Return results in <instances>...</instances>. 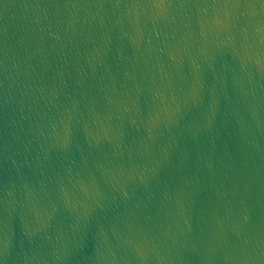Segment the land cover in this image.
Masks as SVG:
<instances>
[{
  "label": "water",
  "instance_id": "water-1",
  "mask_svg": "<svg viewBox=\"0 0 264 264\" xmlns=\"http://www.w3.org/2000/svg\"><path fill=\"white\" fill-rule=\"evenodd\" d=\"M0 264H264V0H0Z\"/></svg>",
  "mask_w": 264,
  "mask_h": 264
}]
</instances>
